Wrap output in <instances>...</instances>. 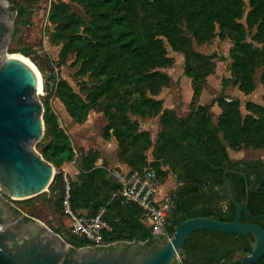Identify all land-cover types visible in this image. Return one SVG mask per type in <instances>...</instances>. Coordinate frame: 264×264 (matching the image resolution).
<instances>
[{"label": "trees", "instance_id": "16d2710c", "mask_svg": "<svg viewBox=\"0 0 264 264\" xmlns=\"http://www.w3.org/2000/svg\"><path fill=\"white\" fill-rule=\"evenodd\" d=\"M75 1L86 5L92 18L90 25L71 11L66 3H53L50 19L57 24V30L81 46V52L91 63H98V53L103 50L105 53L107 47L115 49L119 62L127 63L134 70L135 77L139 78L133 82V90L135 93H143L141 92L145 89L143 84L148 80L158 79V75L157 73L147 75L141 69L147 63L146 44L133 24L129 5L125 0ZM251 3L253 8L248 15V24L257 25L258 32L264 35V0H251ZM242 4L243 0H156L155 7L158 18L166 27L170 26L171 21L182 19L189 25L202 21L204 27H213L216 22H220L223 30L234 42L231 79L233 78L242 91L248 93L255 88L252 75L259 59L264 63V51L253 53L252 44L246 42V27L236 19L243 8ZM14 10L24 12L23 7L14 6ZM166 34L171 36L169 32ZM9 52L28 55L27 50L22 48L10 47ZM109 59L112 57L107 58ZM91 66L94 70L98 67ZM101 68L105 70L104 67ZM144 78V81H140ZM107 86L111 87L108 80ZM147 89H153V86ZM107 90V87H104L100 93L104 94ZM56 94L64 102L69 116L78 123L85 122L95 109L93 104L95 102L83 98L67 80L62 79L58 82ZM222 103L223 100L221 105ZM155 104L156 101L144 96L143 102L116 105L120 112L117 115L109 113V124L103 137L106 140L112 136L116 138L120 158L127 162L133 171L144 170L148 164L147 153L153 149L152 155L155 160L152 165L157 175L163 177L166 174L162 166H169L177 174L183 185L173 198L174 201H178L177 208L172 206L167 218L166 228L169 233L172 235L175 226L185 218L184 212L191 217L214 216L227 221L235 218L236 208L230 200L227 187L226 195L222 193L223 189L221 192L217 190L219 184H226L222 169L215 170L212 167L215 165L244 171L250 186L248 198L250 212L255 215L264 213V188L259 186L260 178L264 174V160L233 161L229 156L230 149L264 148V106L250 103L247 107L251 112L243 115L238 102L225 101L223 112L218 122H215L207 105L198 104L192 117L185 119L175 110L165 108L163 104L162 107L154 108ZM130 113L159 115L162 129L156 141H153L148 131L138 129V123L130 118ZM44 123L45 133L37 144L38 151L58 168L73 161L76 152L71 137L49 106L44 113ZM98 157L97 152L82 157L81 183L71 181L73 208L80 214L90 216L98 215L101 208L105 209L102 217L110 224L111 230L105 233L104 243L133 241L139 233L142 240H153L152 228L145 222L141 208L136 204L123 203L120 198L114 197V193L119 189L118 183L108 194L102 195L97 191V184L106 179L108 173L106 169L95 165ZM228 177L234 186L238 201L245 204L246 184L243 176L229 174ZM65 186L63 170H59L49 187V193L45 191L21 202L29 208H33L37 202L43 205L50 204L56 211H61ZM227 199L229 202L226 207L220 204ZM92 201L95 204L90 208ZM129 209L134 215L124 216V211ZM86 210L89 212L86 213ZM29 214L39 218L31 210ZM242 221L256 222L264 227V218L252 219L243 214ZM71 237L69 243L77 248L89 244L81 236L72 234ZM250 251V244L243 235L198 230L187 238L180 260L175 264H240L242 257L248 255ZM256 264H264V255Z\"/></svg>", "mask_w": 264, "mask_h": 264}, {"label": "rangeland", "instance_id": "374dc122", "mask_svg": "<svg viewBox=\"0 0 264 264\" xmlns=\"http://www.w3.org/2000/svg\"><path fill=\"white\" fill-rule=\"evenodd\" d=\"M125 1L129 5L133 24L146 44L147 63L141 69L147 75L155 73L158 75V79L148 80L143 84L145 87L141 91L143 93H135L133 90V82L139 78L135 77L134 70L127 63L119 62L115 49L107 47L105 53L104 50L98 53L99 62L91 63L81 52V46L73 43L71 37L63 36L57 30V24L50 19L52 4L66 3L71 11L90 25L92 18L84 3L75 0H8L15 7L24 9L23 13L16 10L9 48L26 49L28 55L21 54L34 62L40 70L43 88L38 96L43 104L44 113L49 106L64 125L67 117L66 107L56 94L57 84L62 79L67 80L83 98L95 102L93 103L95 109L92 112L98 114L93 134L96 140H99L106 131L109 113L117 115L120 112L116 105L143 102L144 96L156 101L154 108L162 107V104L164 107H172L185 119L192 117L198 104L207 105L215 122H218L223 112L225 101L238 102L243 115L251 112L247 107L250 103L264 106V63L259 59L252 75L254 90L248 93L242 91L233 78L231 79L234 42L223 30L220 22H216L213 27H204L202 21L189 25L182 19L173 20L170 26L166 27L156 14V0ZM242 5L241 13L236 19L246 27V42L252 44L253 53L264 51V35L258 32L257 25L248 24V15L253 8L251 0H243ZM168 32L171 36L166 34ZM108 57L112 59L107 60ZM91 65L98 67L94 70ZM107 80L111 87L107 86ZM144 80L145 78L140 81ZM149 86H153V89H147ZM104 87L108 90L101 94L100 91ZM129 115L138 123L139 130L148 131L153 141L157 139L162 129L158 120L159 115L133 113ZM74 145L78 150L77 143ZM235 151L236 156H231L229 151L233 161L264 160V148L249 147ZM55 168L56 173L63 170L62 167ZM152 170L156 171L153 168ZM167 171L175 176L170 168ZM46 192L49 193V189ZM222 193L226 195L225 188ZM0 195L27 216L32 217L29 214L31 210L39 216L36 218L50 224L51 229L57 225L59 230L64 229L66 234L64 239L69 243L73 233L68 232L63 219L65 216L61 211H56L52 205H43L41 202L29 208L21 202L23 200L11 198L2 189ZM228 202L227 199L226 204Z\"/></svg>", "mask_w": 264, "mask_h": 264}, {"label": "water", "instance_id": "95a60500", "mask_svg": "<svg viewBox=\"0 0 264 264\" xmlns=\"http://www.w3.org/2000/svg\"><path fill=\"white\" fill-rule=\"evenodd\" d=\"M15 15L14 5L0 0V189L15 200H25L49 189L56 168L36 148L45 133L37 73L28 62L7 56ZM229 174L243 176L245 204L238 201ZM223 179L236 208L233 220L191 217L184 212L185 218L175 226L169 239L163 233H154L153 240L144 245L136 236L130 242L77 248L42 220L27 216L0 195V264H175L187 238L198 230L243 235L251 251L242 257L240 264H256L264 255V227L256 222H244L242 217L245 214L260 219L264 213L250 212V186L244 171L223 168ZM263 181L264 174L260 186ZM177 202L174 201L175 208ZM153 241L157 245L145 250Z\"/></svg>", "mask_w": 264, "mask_h": 264}, {"label": "crops", "instance_id": "0c3cea01", "mask_svg": "<svg viewBox=\"0 0 264 264\" xmlns=\"http://www.w3.org/2000/svg\"><path fill=\"white\" fill-rule=\"evenodd\" d=\"M165 108H170L174 110V108L172 107H165ZM66 116L67 117H65L64 125L62 123L61 125L64 126V128L70 135L73 145L77 143V148L79 151L76 149L74 145L76 156L73 161L67 162L62 166L64 175L68 177L70 182L73 180V181H79L81 183L80 177L82 176V169L80 165L82 164V157H87L97 152L99 154V157L96 160L95 165L97 167L106 169L108 172L107 178L102 180L99 184H97V191L101 193L102 195L110 193L112 190L111 188L115 187V184L117 183V181L110 175L109 171L111 168L119 167L126 171H133L132 167L127 162L123 161L120 158L119 147H118V142L116 138L113 136L109 140H106L103 136H101L99 140H96L94 138L93 134L95 133L94 129H95V123L97 120L96 116H98L96 112H91L88 119L83 123H78L74 121L69 116L67 111H66ZM158 120L160 122V119ZM152 150L153 149H150V153L149 152L147 153L148 164L145 166L142 172H144L145 170H152V168L155 169L152 165V162L155 160L152 155ZM229 151H230L231 156H236L237 151L232 150V149H230ZM169 168H170L169 166H162V169L166 171V174L163 177H159L157 175V172L155 171L158 184H159L158 191L156 193V199L158 200L159 203H162V204L168 203L172 207L174 206V200H173L174 195L180 189L183 183L179 181L177 174H175L172 171L175 174L174 176L167 171ZM217 190H220L221 192V189L218 187H217ZM94 204H95L94 201H92L89 207L92 208ZM129 204H133V203H129ZM220 204L226 207V200L222 201ZM104 211L105 209L101 208V211L99 213H104ZM85 212L88 213L89 210H86ZM113 213L115 214L117 212H113ZM123 215L128 217V216L134 215V213L132 212V210L129 209V210L124 211ZM63 219L65 223L67 224L66 228H68V232H71L69 228L68 218L63 217ZM117 219H118V215H117ZM47 225L49 226L50 224H47ZM147 225L150 227L149 223H147ZM58 228L59 226L57 225L55 228H52V230L58 229ZM57 233H59L63 238L66 235L64 229L63 230L61 229V231ZM136 236L139 237V241L142 243V245H144V242L149 240V239L145 241L142 240L140 238V233L137 234ZM125 242H130V241H125Z\"/></svg>", "mask_w": 264, "mask_h": 264}, {"label": "built area", "instance_id": "2783aa9c", "mask_svg": "<svg viewBox=\"0 0 264 264\" xmlns=\"http://www.w3.org/2000/svg\"><path fill=\"white\" fill-rule=\"evenodd\" d=\"M109 172L119 184L114 197L120 198L123 203H133L139 206L152 232L163 233L169 239L171 234L166 228V223L171 206L168 203H159L156 199L159 184L155 172L153 170L126 171L119 167L111 168ZM64 180L66 186L61 211L69 220L70 231L86 239L90 246L109 245L110 243H104V238L111 226L103 219V213L90 216L76 212L72 205L71 182L65 175Z\"/></svg>", "mask_w": 264, "mask_h": 264}, {"label": "bare ground", "instance_id": "6f19581e", "mask_svg": "<svg viewBox=\"0 0 264 264\" xmlns=\"http://www.w3.org/2000/svg\"><path fill=\"white\" fill-rule=\"evenodd\" d=\"M9 57H16V58H19V59H22L26 62H28L33 68L34 70L36 71L37 73V76H38V93H40V91L42 90L43 88V81L41 79V76H40V73L36 67V65L34 64V62H32L29 58H27L26 56L22 55L21 53H10L9 55H7Z\"/></svg>", "mask_w": 264, "mask_h": 264}, {"label": "flooded vegetation", "instance_id": "af4514ba", "mask_svg": "<svg viewBox=\"0 0 264 264\" xmlns=\"http://www.w3.org/2000/svg\"><path fill=\"white\" fill-rule=\"evenodd\" d=\"M216 162H218V160H216ZM215 170H220V169H222V171H223V168H226V167H222V166H219V165H215V166H212ZM233 170H236V169H233ZM262 177V176H261ZM261 179V178H260ZM262 185H263V182H262ZM259 186H260V184H259ZM218 188H220L221 190L223 189V188H225L226 189V185H222V184H219L218 186H217ZM262 188L264 187V186H261ZM157 245V243L155 242V241H153V242H151V243H149L148 245H146V247H144V249L145 250H150V249H152L153 247H155Z\"/></svg>", "mask_w": 264, "mask_h": 264}]
</instances>
